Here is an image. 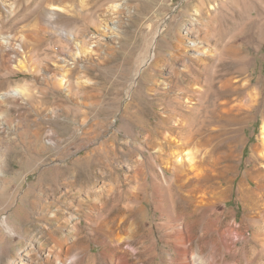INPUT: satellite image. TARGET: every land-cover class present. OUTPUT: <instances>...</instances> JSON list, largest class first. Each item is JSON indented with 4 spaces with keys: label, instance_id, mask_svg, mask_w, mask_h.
I'll list each match as a JSON object with an SVG mask.
<instances>
[{
    "label": "rangeland",
    "instance_id": "1",
    "mask_svg": "<svg viewBox=\"0 0 264 264\" xmlns=\"http://www.w3.org/2000/svg\"><path fill=\"white\" fill-rule=\"evenodd\" d=\"M93 5L100 7L95 15H89H94L92 18L98 21L95 27L88 24L89 19L83 18ZM50 8L49 0H0V39L9 36L12 45L18 43L23 48L25 45L34 53L36 63L46 64L49 70H53L60 67L52 62L53 53L58 49L55 37L45 23ZM66 8L57 12V25L80 36L87 34L90 43L89 57L80 55L82 62L70 77L73 84L70 92L45 86L42 76L18 68L12 59L16 55L11 48L0 51V95L10 88H23L27 95L24 102L9 99L7 105L12 103L10 108L6 104L0 105L1 109H7L5 117L17 126L16 130L0 127V227L17 202L32 199L27 193L33 187L40 195V202L49 206L46 211L59 212L58 208L70 201L76 206V196L74 199L71 195L67 199L60 196L59 192H64L65 186L59 187L57 192L50 185L49 171L74 166V160L95 152L103 141L113 136L117 137L118 146L128 140L145 153L151 152L139 135L133 142L129 136L133 134L128 137L121 126H130L131 129L136 112L144 120L155 112L161 113L162 109L157 107L158 99L175 91L165 86L173 75L171 67H185L183 61H173V58L196 54L200 58L207 55L219 58L214 69L218 74L228 73L240 82L243 88L239 93L250 103L252 111L243 130L236 131L238 126L231 125L227 135L229 141L240 137L244 144L234 152L238 154V167L231 175L233 179L226 201H219L210 209L203 207L189 219L200 220L204 213L209 224L220 227V233L211 231L201 236L208 241V246H225L245 252L264 248V189L245 203L240 201L237 193V184L244 174H264V158L256 154V159L250 160L253 147L262 150L264 0H70ZM187 38L195 40L196 47L190 48ZM205 48L209 52H204ZM91 49L95 51L91 52ZM34 63L31 60L25 64L33 71ZM134 94L139 100L127 110L133 117L130 114L125 116L123 110ZM49 131L53 135L48 137ZM135 131L141 132V129L135 128ZM158 140H163L162 135ZM205 152L208 150H203L199 156H205L201 166L203 175L209 168ZM119 162L117 158L113 161L114 168L126 175L127 169L117 167ZM97 168L96 176L99 177L100 168ZM121 181H125L124 178ZM214 181L223 184L221 178L216 177L202 182L212 186ZM149 191L150 188L146 195ZM89 207L78 212L83 225L80 236L89 239L94 253L100 247L92 243V237L99 235L86 230V227L92 229L84 220L85 214L91 213ZM145 210L148 222H154V227L159 225L155 217L159 214H155L151 201L145 204ZM41 211L37 209L29 213V229L34 240L23 239L31 264L38 261L40 253L45 250L46 246L40 244L48 238L47 230L55 229L57 225L52 218L43 219ZM214 213L218 214L217 220H213ZM167 234L155 231L154 252L157 256L161 252L174 251L172 235ZM54 235L58 236L57 233ZM192 244H196L194 240ZM18 252L13 236L6 234L5 241L0 243V264L20 258ZM224 259L236 264L240 255ZM151 264L168 263L155 257ZM250 264H264V256L254 257Z\"/></svg>",
    "mask_w": 264,
    "mask_h": 264
},
{
    "label": "bare ground",
    "instance_id": "2",
    "mask_svg": "<svg viewBox=\"0 0 264 264\" xmlns=\"http://www.w3.org/2000/svg\"><path fill=\"white\" fill-rule=\"evenodd\" d=\"M49 1L51 8L45 23L51 30V35L55 37V46L58 49L53 53L52 62L60 68L49 70L46 64L36 63L34 53L27 50L25 45L24 48L18 43L12 45L8 35L7 38L0 39V51L11 48L15 53L12 55L22 59L19 61V57H12L18 68L39 74L45 86L70 92L73 87L70 77L82 62L80 55H90L89 37L87 34L80 36L57 25V12L66 10V4L70 0ZM99 9V6L93 5L88 8L87 15L83 14V18L89 19L88 24L93 27L97 26L98 21L92 17ZM90 13L94 15L91 17ZM186 40L190 48L196 47L195 40ZM94 51L91 49V52ZM203 51L209 52L208 48ZM6 56L1 57L6 59ZM31 60L36 64L33 71L25 64ZM177 60L183 61L185 67H171L173 75L165 86L175 91L158 99L157 107L161 108L162 112H155L146 120L136 112L135 120H131V129L130 126H121L127 136L133 134L129 135L133 142L139 135L151 152L145 153L136 143L128 140L118 146L117 137L113 136L103 141L95 152L74 160V166L50 170V185L55 191L65 186V191L59 192L60 196L66 199L76 196V206L70 201L64 204L63 208H58L59 212L46 211L49 206L40 202L36 188L30 189L27 194H30L32 199L28 202H17L0 227V243L5 241L7 234L13 236V241L19 247L20 258L7 264L32 263L23 239L34 240V234L29 229V213L37 209L42 210L43 219L52 218L57 225L55 229L47 230L48 238L40 244L46 246L45 250L43 249L40 259L34 264H151L155 257L166 260L168 264H231L232 261L228 263L224 258L233 259L237 255H240V260L236 264H250L254 257L264 256V248L257 252L253 249L245 252L225 246H208V241L201 236L211 231L220 233V227L209 224L210 220L204 213L200 220L189 219L203 207L210 209L219 201H226L233 179L231 175L235 174L238 167V154L234 152L244 144L242 138L229 141L227 135L230 134L231 125L238 126L236 131L244 129L252 109L250 103L239 93L243 88L240 82L228 73L218 74L214 69L219 58L214 59L208 55L200 58L191 54V57L173 58V61ZM248 85L249 83L245 88H248ZM25 92L23 88H10L0 95V105H7L9 99L26 101ZM138 100L136 94L132 95L130 103L123 110L125 116H132L127 110ZM7 106L12 107V103ZM6 112L7 109L0 107V127L16 130V124L5 117ZM135 128L141 129V132L135 131ZM52 135L51 131L47 133L48 137ZM161 135L163 140L159 141L158 137ZM261 140L262 150L253 147L251 161L256 159V154L264 158V126L261 128ZM203 150H208L205 153L209 161V168L204 175L201 166L205 156L199 157ZM116 158L120 160L117 167L120 170L127 169L126 175H121L122 173L114 168L116 164L113 165V161ZM97 167L100 168L99 177L96 176ZM214 177L221 178L223 184L214 181L212 186H209L202 182ZM121 178L125 181H121ZM148 188L150 191L146 195ZM260 189H264V174L260 172L257 175L244 174L237 184L239 199L244 203ZM149 200L155 214H159V217L157 214L155 216L160 222L156 227L154 222H148L145 204H149ZM85 206H90L91 210L90 214L84 216L85 224L92 228L86 227V230L88 233L94 231L99 235L92 237V243L100 247L94 253L91 252L89 239L80 236L83 225L78 212ZM213 215V220H217L218 214ZM158 230L172 235L175 244L173 252H161L158 256L155 254L154 235ZM193 240L196 243L194 245Z\"/></svg>",
    "mask_w": 264,
    "mask_h": 264
}]
</instances>
